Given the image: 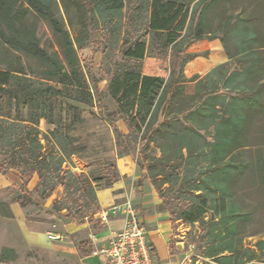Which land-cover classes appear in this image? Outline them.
Listing matches in <instances>:
<instances>
[{"label":"trees","instance_id":"trees-1","mask_svg":"<svg viewBox=\"0 0 264 264\" xmlns=\"http://www.w3.org/2000/svg\"><path fill=\"white\" fill-rule=\"evenodd\" d=\"M60 1L77 6L81 20L75 38L57 17L56 0H0V42L39 65L34 78L20 62L19 68L0 69V93L6 98L0 105V172L17 169L24 186L36 175L32 192L42 203L61 186L62 195L52 200L46 216L64 212L67 221H95L99 183L110 187L120 178L115 162L100 175L64 167L79 148L38 97L65 96L56 82L73 87L78 94L71 97L78 102L99 101L96 79L90 71L83 74L78 50L87 43L106 49L116 38L120 43L107 85L116 109L107 118L126 127L120 132L113 125L117 155L138 148L134 160L155 188L158 208L173 223L198 224L202 257L217 264H264V238L253 248L242 242L250 214L236 199L238 180L250 166L242 153L252 145L251 127L264 117V0ZM36 18L49 25L60 54L40 45ZM205 38L220 40L227 60L205 75L188 77L183 68L199 53L187 49ZM149 56L169 60L167 77L142 72ZM20 104L39 111L24 117L16 108L13 114L11 106ZM68 107L80 121L78 108ZM40 118L54 127L42 131ZM1 250L0 261L13 252Z\"/></svg>","mask_w":264,"mask_h":264},{"label":"rangeland","instance_id":"rangeland-1","mask_svg":"<svg viewBox=\"0 0 264 264\" xmlns=\"http://www.w3.org/2000/svg\"><path fill=\"white\" fill-rule=\"evenodd\" d=\"M131 3L133 5L134 0H131ZM55 13L63 21L64 26L69 30L71 36L75 38L77 33H79L81 20L79 19L77 6L70 3L63 5L60 0H56ZM34 21L36 23V35L38 36L40 45L48 51H54L60 54V48H58L47 22L37 18ZM136 28L138 29L139 26H136ZM109 40L110 44L106 46V49L104 44L96 45L87 43L78 50L83 74L86 76V72L90 71L96 79L97 89L100 95L99 101L94 97L91 103L78 102L71 97L78 94L73 87L63 86L56 82H52L54 86L57 89L67 92L66 94L68 95H53L50 97L41 95L38 97V100H44L48 109L46 112L52 114L54 120L61 126V131L69 134L73 138L72 144L79 148V152L71 155L69 162L67 161L63 165L64 167L67 164L70 165L72 170L76 172L84 170L85 172H92L94 175H100L101 168L114 164L115 155H117V146L113 127L115 126L120 132H126L123 121L115 118L112 123L107 118L108 112H113L116 109V104H114L108 94L107 85L111 76L112 60L118 52L120 43L116 38ZM187 52L199 53L197 56L203 58H206L208 55V50L198 51L194 47L191 49L188 48ZM204 52H207L206 55L202 54ZM214 59L216 60V57ZM145 61L147 60H144L142 70L145 67L147 73L160 74L163 77L169 75L171 65L168 59L151 58L147 63ZM19 62L25 68V72L27 73L25 75L34 78L38 72L39 65L27 58L21 51L12 50L0 42V69H6L7 67L19 68ZM196 63L193 64L192 69ZM187 66L185 65L183 68L184 73L185 71L187 72ZM186 87L187 92L191 93L193 83L187 84ZM5 100V96L0 93L1 106L5 103ZM68 104L78 108L77 113L80 116V121H76L73 116V109H70ZM16 108H19L24 117L28 116V113L34 114L39 111L26 104H20L17 107L12 105L10 111L14 114ZM39 120V127L42 131H47L54 127V124L48 123L43 118ZM251 128L250 142H252V145L242 153L244 158L250 162V166L245 169L238 180L236 199L242 209L250 214L242 242L245 246L253 248L256 239L264 238V117L258 118ZM137 151L138 148L135 149L132 147L129 155H132L134 158H139ZM153 151L158 154L156 149ZM99 184L96 190L98 200L100 199L104 205L101 208L107 211L110 210L108 212L111 213L113 210L112 207L120 203L118 201L110 204L104 203L106 202V197L102 194H106L107 192L108 195L110 193V187H104V181H101ZM32 200L37 201V203L41 202L36 193H32ZM207 215L209 214L207 213ZM109 217L111 218V216ZM199 231L198 224L192 226L184 223L183 250L178 252L174 249L173 245L171 246L170 253H177V261L174 264H217L213 259L204 258L200 255L201 248L198 246L201 242L198 239Z\"/></svg>","mask_w":264,"mask_h":264},{"label":"crops","instance_id":"crops-1","mask_svg":"<svg viewBox=\"0 0 264 264\" xmlns=\"http://www.w3.org/2000/svg\"><path fill=\"white\" fill-rule=\"evenodd\" d=\"M192 47L198 51L208 50V55L206 58L197 56L188 62L187 72L185 71L187 76L194 73L205 74L213 66L227 60L218 39L205 38L194 41L189 49ZM212 56L216 57V60ZM151 58L154 59L149 56L144 60L149 61ZM195 62L197 63L192 69ZM142 72L161 76L147 73L145 67ZM114 161L120 178L110 186L108 195L107 192L102 194L106 197L104 203H132L148 231L152 258L156 259L158 264H174L177 261V253H170L171 246L178 252L183 250L184 223H173L168 213L158 208L160 200L157 192L144 177V171L137 166L132 155H115ZM37 180L38 177L34 175L24 186L23 178L17 169L10 168L0 172V254L3 248L13 251L0 261V264H107L102 255L95 256L91 251L106 244L112 230L120 229L124 225L125 217L117 212L108 215L105 220L94 214V222L86 221L83 224L63 219L61 215L64 212L48 217L45 215L46 210L51 209L52 200L60 198L63 191L61 186H58L47 201L37 203L32 200V189ZM98 201L103 207L102 201ZM3 209L10 213L9 217L4 214ZM49 234H59L61 238L51 240Z\"/></svg>","mask_w":264,"mask_h":264},{"label":"built area","instance_id":"built-area-1","mask_svg":"<svg viewBox=\"0 0 264 264\" xmlns=\"http://www.w3.org/2000/svg\"><path fill=\"white\" fill-rule=\"evenodd\" d=\"M112 208L111 213L100 210L96 214L106 220L108 215L120 212L125 217V223L120 229L112 230L107 243L94 248L91 253L95 256L102 255L107 264H158L151 256L145 223L132 203L126 201ZM48 237L55 240L60 239L61 235L49 234Z\"/></svg>","mask_w":264,"mask_h":264}]
</instances>
